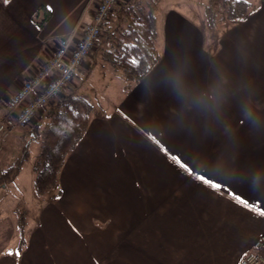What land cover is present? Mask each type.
Wrapping results in <instances>:
<instances>
[{
    "label": "crops",
    "instance_id": "1",
    "mask_svg": "<svg viewBox=\"0 0 264 264\" xmlns=\"http://www.w3.org/2000/svg\"><path fill=\"white\" fill-rule=\"evenodd\" d=\"M97 1L0 0L1 105ZM247 1L257 9L217 32L206 0L156 1L157 62L130 86L103 75L113 98L89 100L57 188L37 194L24 162L0 185V264H239L264 232V0ZM99 41L57 99L82 93L97 57L113 72ZM52 103L0 156L39 141Z\"/></svg>",
    "mask_w": 264,
    "mask_h": 264
},
{
    "label": "trees",
    "instance_id": "2",
    "mask_svg": "<svg viewBox=\"0 0 264 264\" xmlns=\"http://www.w3.org/2000/svg\"><path fill=\"white\" fill-rule=\"evenodd\" d=\"M157 0H133L121 4L112 20L101 26V58L122 72L127 85L141 79L157 62L155 47ZM258 7L247 0H206L204 14L210 29L246 19ZM97 41V42H98ZM93 107L81 94L66 93L55 100L39 132V151L34 162V188L43 195L58 186V174L70 150L81 139ZM23 160L7 166L0 185L10 182Z\"/></svg>",
    "mask_w": 264,
    "mask_h": 264
},
{
    "label": "built area",
    "instance_id": "3",
    "mask_svg": "<svg viewBox=\"0 0 264 264\" xmlns=\"http://www.w3.org/2000/svg\"><path fill=\"white\" fill-rule=\"evenodd\" d=\"M124 0H98L90 23L80 36L59 37L54 50L36 65L30 75L0 104V144L15 126L32 124L35 116L54 102L73 82L101 36L102 24L109 20ZM239 264H264V232L245 253Z\"/></svg>",
    "mask_w": 264,
    "mask_h": 264
},
{
    "label": "rangeland",
    "instance_id": "4",
    "mask_svg": "<svg viewBox=\"0 0 264 264\" xmlns=\"http://www.w3.org/2000/svg\"><path fill=\"white\" fill-rule=\"evenodd\" d=\"M194 3V1H192ZM98 47V46H97ZM100 48V46H99ZM97 62H100L99 57H97ZM99 63L94 67V72L92 75H95V78H92L91 76L89 77V80L84 84L82 93L85 98L90 100L92 102V105L96 106L98 99H101L102 96L105 97L108 96V98H113L112 96V91L109 90V93H107L108 89H113L115 87L109 85L110 87L108 89L105 88L102 79L103 75L105 74L108 76L110 74L112 80L114 79L118 80V77L120 76V73H122L120 70H113L112 73H109V68H106L104 65H99ZM82 66V65H81ZM122 75V74H121ZM101 76V80L99 79ZM123 76V75H122ZM74 81V80H73ZM112 81V82H113ZM111 83V82H110ZM72 84V83H71ZM116 86V85H115ZM119 86V84H118ZM116 86V87H118ZM130 86V85H128ZM119 88V87H118ZM4 139V138H3ZM39 141H31L30 138L27 136L19 138L18 141H14V143L9 144L7 152L3 153L0 156V176L2 175V172H4L7 169L8 164H14L15 161L21 159L23 160V168L22 171L25 172H30L31 170L29 169L32 164L35 161V156L36 153L39 150ZM0 191H2L0 189ZM1 193V192H0ZM6 196L5 198H7ZM11 200V198H10ZM4 200L1 201V205L3 204Z\"/></svg>",
    "mask_w": 264,
    "mask_h": 264
},
{
    "label": "clouds",
    "instance_id": "5",
    "mask_svg": "<svg viewBox=\"0 0 264 264\" xmlns=\"http://www.w3.org/2000/svg\"><path fill=\"white\" fill-rule=\"evenodd\" d=\"M175 90H176L178 96L182 97L184 95L182 85L178 80L175 82Z\"/></svg>",
    "mask_w": 264,
    "mask_h": 264
},
{
    "label": "snow or ice",
    "instance_id": "6",
    "mask_svg": "<svg viewBox=\"0 0 264 264\" xmlns=\"http://www.w3.org/2000/svg\"><path fill=\"white\" fill-rule=\"evenodd\" d=\"M6 2H7V0H6ZM210 187H212L213 189H215V190H219V186L218 185H210ZM18 254V253H17Z\"/></svg>",
    "mask_w": 264,
    "mask_h": 264
}]
</instances>
